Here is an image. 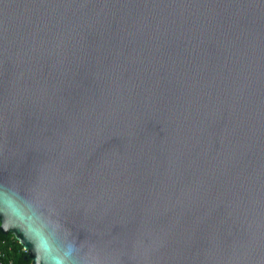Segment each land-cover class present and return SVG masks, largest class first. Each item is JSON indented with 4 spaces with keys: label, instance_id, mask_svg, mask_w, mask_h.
Returning <instances> with one entry per match:
<instances>
[{
    "label": "water",
    "instance_id": "water-1",
    "mask_svg": "<svg viewBox=\"0 0 264 264\" xmlns=\"http://www.w3.org/2000/svg\"><path fill=\"white\" fill-rule=\"evenodd\" d=\"M2 194L66 264H264V0H0Z\"/></svg>",
    "mask_w": 264,
    "mask_h": 264
},
{
    "label": "clouds",
    "instance_id": "clouds-1",
    "mask_svg": "<svg viewBox=\"0 0 264 264\" xmlns=\"http://www.w3.org/2000/svg\"><path fill=\"white\" fill-rule=\"evenodd\" d=\"M0 215L5 216V231L16 228L24 239L32 244L35 254L33 264H66V251L63 256L44 232L30 219V213L15 198L7 194L0 195Z\"/></svg>",
    "mask_w": 264,
    "mask_h": 264
},
{
    "label": "trees",
    "instance_id": "trees-1",
    "mask_svg": "<svg viewBox=\"0 0 264 264\" xmlns=\"http://www.w3.org/2000/svg\"><path fill=\"white\" fill-rule=\"evenodd\" d=\"M20 254H25L22 246L11 233H6L0 239V264H17L16 261ZM25 263L29 264V260L25 261Z\"/></svg>",
    "mask_w": 264,
    "mask_h": 264
}]
</instances>
